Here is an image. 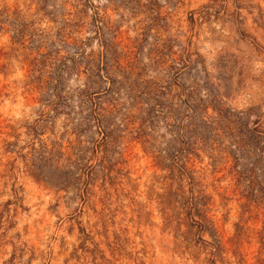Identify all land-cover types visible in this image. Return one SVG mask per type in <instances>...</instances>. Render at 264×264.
Here are the masks:
<instances>
[{"label": "rangeland", "instance_id": "374dc122", "mask_svg": "<svg viewBox=\"0 0 264 264\" xmlns=\"http://www.w3.org/2000/svg\"><path fill=\"white\" fill-rule=\"evenodd\" d=\"M94 92L115 141L83 193ZM0 264H264V0H0Z\"/></svg>", "mask_w": 264, "mask_h": 264}, {"label": "trees", "instance_id": "16d2710c", "mask_svg": "<svg viewBox=\"0 0 264 264\" xmlns=\"http://www.w3.org/2000/svg\"><path fill=\"white\" fill-rule=\"evenodd\" d=\"M107 53V49H105ZM92 67H87L86 70L93 73ZM96 73L94 74L97 79H100L101 82L106 83L103 87V91L101 93H112V95H117L114 92V79L112 76L111 67L108 65V59L105 56L100 63V65L96 66ZM30 82H34V78L30 80ZM83 93H87L86 86L81 90ZM96 95L92 96L90 94V98L88 101L84 103H88L89 105V114L87 118V129H89L92 125L94 126L96 137L91 136L89 139L85 141H81L77 146L73 147L72 152L64 157V153L61 151L55 152L56 150L53 148H48L41 141L40 150L36 147H32L33 155L36 156V160H38V168L44 163L52 161L54 156L61 158L64 157V161L68 166V172L71 175L72 179L83 186V193H86L87 189L90 185L93 184L94 175L97 169H101L104 171L107 169L106 165L109 161V152L113 143L115 141V135L113 129L109 127V111L103 108V105L97 100V92ZM83 95V94H82ZM191 144L189 142H182L181 146L176 149L174 152L170 154L169 160L170 165L172 164V171L177 169L180 176H185L188 180L193 181L191 177L192 170L187 168V155L191 152ZM162 162V161H161ZM37 177L39 175H36ZM85 195L83 194V197ZM199 202V198L192 195L189 200H186V206L188 207V211L192 214V211L196 209V206Z\"/></svg>", "mask_w": 264, "mask_h": 264}]
</instances>
